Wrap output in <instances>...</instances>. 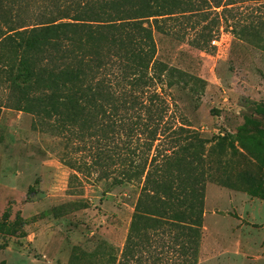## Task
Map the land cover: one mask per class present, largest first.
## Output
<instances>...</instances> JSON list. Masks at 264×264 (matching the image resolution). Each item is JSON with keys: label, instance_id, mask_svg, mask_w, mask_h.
<instances>
[{"label": "trees", "instance_id": "obj_1", "mask_svg": "<svg viewBox=\"0 0 264 264\" xmlns=\"http://www.w3.org/2000/svg\"><path fill=\"white\" fill-rule=\"evenodd\" d=\"M211 3L0 0V114H30L34 130L59 138L69 180L125 187L139 176L136 157H149L120 254L109 247L106 264H198L214 138L175 122L164 88L194 76L156 57L150 20L200 26L202 48L219 22L204 23L208 8L235 2Z\"/></svg>", "mask_w": 264, "mask_h": 264}, {"label": "rangeland", "instance_id": "obj_2", "mask_svg": "<svg viewBox=\"0 0 264 264\" xmlns=\"http://www.w3.org/2000/svg\"><path fill=\"white\" fill-rule=\"evenodd\" d=\"M233 1L229 10L208 8L204 23L219 22L202 48L194 45L200 26L192 22L156 17L150 24L156 57L194 76L164 94L176 123L214 138L206 183L264 199V1ZM62 147L32 128L30 114L1 109L0 264H80L79 253L86 264H106L109 247L120 254L149 157H136L140 173L129 185L109 188L94 175L69 180ZM225 194L208 191L214 214L203 221L198 264H264L263 205L254 203V216L247 211L241 222L257 231L238 232V211ZM241 234L254 239V248Z\"/></svg>", "mask_w": 264, "mask_h": 264}, {"label": "crops", "instance_id": "obj_3", "mask_svg": "<svg viewBox=\"0 0 264 264\" xmlns=\"http://www.w3.org/2000/svg\"><path fill=\"white\" fill-rule=\"evenodd\" d=\"M209 190H211V192L213 194H217L219 196H220V193H226L225 196L228 197L230 204L232 203L233 207H235V209L238 211L239 219H235L239 223V225L236 226L237 227L236 231H238V232H242V229H244L243 231H245V227H246V229H247V227H250V225L242 224L241 222H242V218H244V215H247V211L249 212L251 217L254 216L253 213H252V211H254L252 209L254 203L263 205V208H264V199H261V198H258V197H254V196L249 198V197H246L247 194H241L240 192H238L236 190L226 189V188H224V187H222V186H220L218 184H215V183H212V182H207L206 185H205V201H204L203 221H205L206 216L208 217L210 215V214H208V212H209L208 209L209 208H208V205H207V202H208V191ZM206 191H207V194H206ZM247 205L249 206L248 209H247ZM212 207H214V206H212ZM213 214H214V212L212 213V215ZM212 215H210V217ZM260 215L262 217H264V209H262V212H261ZM210 219H211V223H214V221H215L214 218H210ZM209 221L210 220H208V223H209ZM253 228L254 227H250L249 229L252 230ZM254 229H256V231H257L258 228H254ZM215 232H216V230H212V231L209 230L208 234H210V233L214 234ZM241 236L243 237V244H245V245L249 244L250 248H254L253 247L254 243L252 244V241L254 239L250 238L249 237L250 235L249 236H245V235L241 234ZM68 264H70V263L68 262ZM72 264H76V263L73 262Z\"/></svg>", "mask_w": 264, "mask_h": 264}, {"label": "built area", "instance_id": "obj_4", "mask_svg": "<svg viewBox=\"0 0 264 264\" xmlns=\"http://www.w3.org/2000/svg\"><path fill=\"white\" fill-rule=\"evenodd\" d=\"M212 42H214V41H212Z\"/></svg>", "mask_w": 264, "mask_h": 264}]
</instances>
